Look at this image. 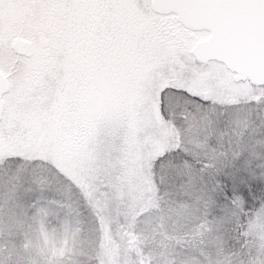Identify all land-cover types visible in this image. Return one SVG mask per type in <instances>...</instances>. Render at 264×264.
<instances>
[{"label":"snow or ice","instance_id":"1","mask_svg":"<svg viewBox=\"0 0 264 264\" xmlns=\"http://www.w3.org/2000/svg\"><path fill=\"white\" fill-rule=\"evenodd\" d=\"M31 6L53 26L59 13L113 16L73 114L60 111L63 73L18 117L0 95V217L96 231L86 185L134 144L161 209L185 217L194 264H264V0Z\"/></svg>","mask_w":264,"mask_h":264},{"label":"rangeland","instance_id":"2","mask_svg":"<svg viewBox=\"0 0 264 264\" xmlns=\"http://www.w3.org/2000/svg\"><path fill=\"white\" fill-rule=\"evenodd\" d=\"M100 10L99 8L82 10L74 20L69 16L67 25L63 20L64 13H59L56 16L58 26H53L44 19V13L40 9L31 6V0H0V71L8 79V89L3 95V103L8 106L14 117L28 111L30 105L45 93L53 80L63 82L65 76L61 74H66V71H61L56 77L54 72L59 67L64 68L63 49L70 41L71 44L80 42L82 46L88 44L83 47L85 51L83 59L81 53L80 58H76L78 62L80 60L85 62L86 58H90L84 64V69L89 75L87 91L80 92L79 95L69 93L70 99L72 101L77 98L80 105L89 98L94 87L93 71L99 59L98 49L104 43V36L113 16V13L106 9L105 16L101 18L103 24L98 31ZM73 23L74 28L71 27ZM83 29L88 34H82ZM18 38L31 42L29 53L17 54L15 42ZM76 104H73V109L65 111L66 109L62 107L60 111L65 115H71L78 109ZM39 127H58V124L54 125L52 121L44 120L39 123ZM139 161L138 149L134 144H130L120 159L107 168L100 165L97 168V175L86 185L97 209L96 231L89 232V225L83 222L81 228L69 233L51 221L29 222L22 216L0 217V235L15 233L22 237V240L15 242L12 248L18 253L17 260L12 264H76L83 260L88 250L95 247L107 249L111 245L117 249L120 245L132 244L136 250L139 249V240H142L146 256L148 260H152V264H170L165 262L163 253L155 250L152 242L158 236L175 235V229L173 225L167 226L166 218L167 216L168 219L171 218L167 209L154 207L143 214L152 201L150 195L152 185ZM84 214L88 215L87 212ZM131 233H138L140 238L130 237ZM152 237L155 239L152 240ZM196 247L197 244L193 246L194 249ZM113 256L116 257L115 254ZM7 263V254L3 253V250L1 253L0 246V264Z\"/></svg>","mask_w":264,"mask_h":264},{"label":"trees","instance_id":"3","mask_svg":"<svg viewBox=\"0 0 264 264\" xmlns=\"http://www.w3.org/2000/svg\"><path fill=\"white\" fill-rule=\"evenodd\" d=\"M66 50L67 48L63 49V58H65V61L67 58ZM62 66L64 68H60L58 66L59 68H57L54 72V77H56V75L59 76V73L65 70V62ZM148 177L150 179V184L152 185V191L150 193L152 201L151 204L148 205L147 209L143 212V214L149 212V209L151 208H161L159 202L156 200V185L152 181L150 175H148ZM166 211L171 216L170 219H168L169 216H167L166 218L167 226L173 225L172 227L173 229H175L174 233L176 234L171 236L163 235L156 237V240L152 242V244L154 243L155 250L157 252L163 253L166 258L165 262H168L170 264H178V262L179 264H184L186 262H190L191 264H193L196 258L186 254L189 253L190 250L194 249L193 246L197 244V242H195V239H193L191 233L186 231L185 217L177 215L172 211ZM133 236H136L137 239L138 237L140 238V235L138 233H131L130 237L133 238ZM20 239L22 240V237H18V235H16L15 233H8V235L7 233H1V253L3 250V253L7 254V264H12L15 260H17L18 253L17 251L12 250V248H14L15 242H20ZM153 239H155V237H152V240ZM127 241L129 242L128 239ZM138 244L139 249L136 250L133 249L132 244H128L125 246L120 245L117 249L111 247V245L108 246L109 248L107 249H97L95 247L94 249H90V251L88 250L86 256L84 255L83 257V260H80V263L76 264H85V259L94 260V264H121L125 262H128V264H152V260H148V257L146 256V249L142 243V240H139ZM93 252L95 253L94 256L92 255ZM113 254H115L116 257H114Z\"/></svg>","mask_w":264,"mask_h":264},{"label":"flooded vegetation","instance_id":"4","mask_svg":"<svg viewBox=\"0 0 264 264\" xmlns=\"http://www.w3.org/2000/svg\"><path fill=\"white\" fill-rule=\"evenodd\" d=\"M105 12H106V9L100 10V14H99L100 19H99L98 27H97L98 31H99L100 26L103 24V23L101 24V18L105 16ZM93 30L94 29L91 30V33L92 32L94 33ZM82 34L85 35L88 33L85 29H83ZM72 43L73 44H71V41H70V43L66 47L67 48V50H66L67 58H66V61L64 60V62H65V70L64 71H66V74H67V81H68L67 88L69 90V93H75V94L79 95L80 92L87 91L86 89H87L88 84H89V75H88V73H86V70L84 69V64H85V62H88V60H90V58H88V59L86 58L87 61H85V62H83V60H80L78 62V60L76 58H80L79 55L81 53L82 54L81 59H83V56L85 54L83 47L88 46V44L85 43L82 46L80 42L78 44H75L74 42H72ZM78 45H81V47L79 48ZM62 99H64V100L61 102L60 109H62V107H64V109H66L65 111H67V109H69V108L73 109V104H76V102H77V98L75 100L72 99V101H71L69 95H67L66 97H63ZM79 103L80 102H77L76 106L77 105L79 106Z\"/></svg>","mask_w":264,"mask_h":264},{"label":"water","instance_id":"5","mask_svg":"<svg viewBox=\"0 0 264 264\" xmlns=\"http://www.w3.org/2000/svg\"><path fill=\"white\" fill-rule=\"evenodd\" d=\"M31 50V42L27 39L18 38L15 42V51L17 54H26ZM8 89L7 76L0 71V95H3Z\"/></svg>","mask_w":264,"mask_h":264}]
</instances>
